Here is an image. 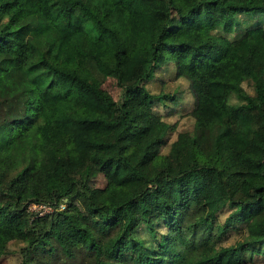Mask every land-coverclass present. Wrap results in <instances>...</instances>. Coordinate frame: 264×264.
Returning <instances> with one entry per match:
<instances>
[{
    "label": "trees",
    "instance_id": "obj_1",
    "mask_svg": "<svg viewBox=\"0 0 264 264\" xmlns=\"http://www.w3.org/2000/svg\"><path fill=\"white\" fill-rule=\"evenodd\" d=\"M256 13L264 0H0V264L11 244L17 264H264ZM64 129L112 134L74 175L41 164ZM108 171L137 189L94 200Z\"/></svg>",
    "mask_w": 264,
    "mask_h": 264
},
{
    "label": "rangeland",
    "instance_id": "obj_2",
    "mask_svg": "<svg viewBox=\"0 0 264 264\" xmlns=\"http://www.w3.org/2000/svg\"><path fill=\"white\" fill-rule=\"evenodd\" d=\"M249 16L254 17L252 22L260 23L264 25V16L262 14H249ZM164 57H168L167 53H163ZM58 91H70L74 92V87L71 86L65 80H62L59 77H53ZM60 83V84H59ZM106 87L108 90H114V82L109 79L106 82ZM84 91H81L78 96L83 101H89V96L84 94ZM81 94V95H80ZM136 128L134 129V134L140 136V134L145 131V125L140 116H137ZM112 132L109 131H97V130H81L78 132H73L70 129L60 130L55 134L51 135V141L53 143V148L48 150L42 159V165L48 166L54 156H59L64 163L66 164L68 170L77 175L82 169V163L85 160L86 153L89 149L90 142L98 137L108 138L110 137ZM150 136V135H149ZM125 142H130V137L127 136ZM129 149L127 150L128 158L131 161L137 159V156L140 154V146L132 145L129 143ZM96 189L93 191L92 196L94 200H107L110 202L119 201L123 199L127 194L135 191L137 189V183L134 181H123L121 179V173L118 171L115 174L109 172L106 174L105 178L102 176L95 183ZM186 189L182 190V193L185 192ZM161 193L164 195H171L176 197L177 193L173 188L163 187ZM16 249L15 244H11L8 246V253L5 255L2 260V264H17V256H15L14 250ZM225 264H228V259L224 260Z\"/></svg>",
    "mask_w": 264,
    "mask_h": 264
},
{
    "label": "built area",
    "instance_id": "obj_3",
    "mask_svg": "<svg viewBox=\"0 0 264 264\" xmlns=\"http://www.w3.org/2000/svg\"><path fill=\"white\" fill-rule=\"evenodd\" d=\"M64 208V204L60 203L58 207H55L53 204H39V203H30L27 205V211L31 214V218L43 216L45 214H50L55 210H61Z\"/></svg>",
    "mask_w": 264,
    "mask_h": 264
}]
</instances>
